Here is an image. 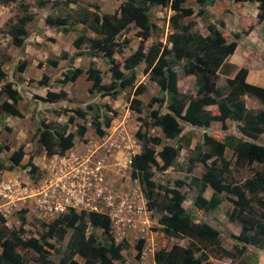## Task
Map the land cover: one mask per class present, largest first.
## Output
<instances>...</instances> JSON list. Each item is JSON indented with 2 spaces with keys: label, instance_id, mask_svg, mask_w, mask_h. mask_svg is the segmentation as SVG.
<instances>
[{
  "label": "trees",
  "instance_id": "trees-1",
  "mask_svg": "<svg viewBox=\"0 0 264 264\" xmlns=\"http://www.w3.org/2000/svg\"><path fill=\"white\" fill-rule=\"evenodd\" d=\"M15 0H0L7 5ZM215 0H196L200 6L213 5ZM239 1V0H236ZM252 2L254 0H242ZM259 2L257 22L264 21V0ZM37 4L44 6L51 3V8L60 4L68 6L73 0H36ZM186 0H121L118 8L113 12H101L97 5L91 8H82L74 14L47 15L45 23L48 26L61 28L63 32L71 31L70 24H82L93 36L78 35L72 42L77 50L75 57L88 54L96 57L101 54L107 59L111 75L110 85L102 83L101 71L90 62L84 71L74 68L63 73L58 83L64 84L74 81L83 72L91 82L90 91L95 90L104 96L115 98L118 94L130 88L132 97L129 99V108L135 112H142L143 104L140 98L145 92V85H135V68L145 63L144 72L150 74L152 80L159 87V95L150 98L148 115L138 117L141 123L135 132L140 142V152L133 156L131 164V177L139 179L142 192L146 198L147 208L155 214L160 231L169 237L185 239L187 245L172 244L169 248H160L153 253L156 264H210V259L240 260L248 251V246L264 250V144L256 140L264 134V110L253 113L245 106L242 96L248 94L256 97L264 104V87L248 83L245 78L247 68H237L232 77H226L224 86H216L219 73L229 75L233 65L225 62L231 55L241 35H247L252 29L232 33L230 40L218 30L214 22H208V36L204 37L193 31L196 22L189 20L180 23L182 18L198 14L207 17L202 9L195 12L191 6H185ZM168 7L173 11L169 22L174 29L163 45L161 42L145 47V42L151 36L154 23L151 20L152 6ZM23 6V14L7 28L13 45L23 48L27 35V24L33 20V14L27 5ZM130 29H136L135 35L140 43L128 57L123 67L128 70L124 74L121 64L115 59V54L122 53L130 43L129 38L121 39V35ZM264 42V33L262 35ZM87 46V50H81ZM67 53L61 57L49 60L47 63L56 66L58 59H67ZM69 60H72L70 58ZM28 62L20 61L17 66L19 72H24ZM0 61V82L4 80L5 73ZM184 75L194 77L193 94L182 93L177 87V70ZM49 78L43 75L39 81L41 85L47 84ZM67 92L63 89L47 91L43 100L55 103L64 100ZM21 99L19 91L12 86L11 81H5L0 89V117H22L18 109ZM157 105L153 107L152 105ZM216 105L217 110L211 111L206 107ZM106 108V106H104ZM164 107V111L161 108ZM91 106L74 109L75 117L84 119ZM99 109H102L99 106ZM106 111L98 112L93 118L92 125L98 136L106 134L113 116ZM74 117H68V123ZM227 120L237 123L239 133L222 131V138H215L203 134L201 143L197 144L186 157V172L191 173L196 164H203L205 171L199 176H191L189 188L194 192L193 206L205 213L219 207L223 198L230 203L227 216L230 221L240 224V231L231 234L234 244L231 249L221 245V231L207 221L196 220V215L187 211L183 202L187 199L181 190L184 182L177 180L173 187L156 184L153 180L152 166L164 172L171 167L183 145H172L164 142L181 139L186 125L190 127L208 128L212 122H220L226 130ZM0 119V125H1ZM158 127L162 133L152 135L151 131ZM39 134L41 147L47 156L53 154L64 155L74 146L75 136L82 137L86 128L78 125L76 134L67 131V124L52 126V123L39 122L36 130ZM160 146L156 151L155 147ZM7 145L0 144V151L7 149ZM226 148L232 150L233 159L224 156ZM24 153L21 149L12 152L10 161L18 166ZM161 160L158 164L157 158ZM252 164L259 167L250 168ZM0 161V169H5ZM34 169V165L32 167ZM248 169L250 175L243 180L235 179L233 173ZM208 186L213 190L210 198L204 196ZM223 194L225 195L223 197ZM24 213V211H22ZM25 217L21 215L18 229H10L5 225L6 220L0 215V264H30L29 259L18 250L19 247L29 249L36 254V264H117L124 257L122 251L128 247L126 239L117 243L111 233L110 218L94 211H81L76 213L73 209L67 210L54 220L45 223L44 229L23 237L27 232L24 229ZM40 220L36 219V223ZM89 227L91 228L90 230ZM95 229L102 230L103 241L99 240ZM60 244V245H59ZM143 240L135 246L139 256ZM48 248H51L49 250ZM76 256L82 261H78ZM243 264H258L245 262Z\"/></svg>",
  "mask_w": 264,
  "mask_h": 264
},
{
  "label": "rangeland",
  "instance_id": "rangeland-1",
  "mask_svg": "<svg viewBox=\"0 0 264 264\" xmlns=\"http://www.w3.org/2000/svg\"><path fill=\"white\" fill-rule=\"evenodd\" d=\"M120 2L121 0H73L68 6L60 4L54 9L51 8V3L40 6L36 0H15L7 5L0 2V61L3 62L2 68L5 73L4 80L0 82V89L5 81L12 82L13 88L17 89L21 95L17 106L23 115L22 117H0L2 120L0 125V144L8 146L7 149L0 151V161L6 167L5 169H0V183L1 181H5L4 183L11 185L12 189L18 190L19 187L27 189L26 192L17 193V195L25 194L21 197L22 200L17 198L16 193L14 194L13 201L0 197V215H4L3 217L6 220L5 225L10 229H18L21 224L20 217L21 215L24 216L26 219L24 229L27 230L23 234L25 238L30 234H35L38 230L42 231L44 224L51 221L49 218H41L38 216L39 214L36 215L37 211L34 209L35 202L33 200V195L44 185V181L48 175V166L52 163V160H55V155L47 156L41 147L39 134L36 131L41 120H44L45 123H52V126L67 124V131L74 132L75 134L78 125L84 126L86 128L84 136H75L74 146L63 157L84 156L83 158L86 159L91 154V151H95V155L104 161V181H106L107 186L111 190L117 193H126L137 186L142 189L139 179L130 177V167L119 168L116 166V163H122L128 155V152L126 153L124 148L117 147L116 145H120L121 142L131 144L134 141L140 147V142L135 141V132L141 125L138 117L145 118L148 115L150 98L159 95L158 85L152 80L150 74L144 72V63L135 68V85L143 83L146 89L140 95L143 110L138 113L129 108V99L132 97V90L130 88H127L115 98L104 96L95 90L90 91L91 82L87 80L86 72H83L74 81L64 84L58 83V80L63 78V73H68V71L78 67L85 71L90 62L93 61L95 67L101 71L102 83L108 87L111 81L109 65L107 59L101 54L96 57H91L88 54L75 57L77 50L72 45L73 40L83 33L87 36L94 35L84 25L79 23L70 24L71 31L63 32L61 28L48 26L45 23L47 15H73L75 11L82 8H91L93 5H97L101 12H113L118 8ZM216 4L211 15L219 20L218 24L222 30L224 28L228 30H224V37L227 40L231 39L232 33L244 31L250 25L256 26V28L252 27L253 29H251L252 31L258 29L256 35L252 37L253 40H248L246 35H241L239 39L240 44L235 54H237L236 59L241 60L240 62L245 63L248 61L249 67L261 65L264 62V45L261 44L260 38H262V33H264V23L254 22L253 24L251 22L253 19V21H256V16L252 17L253 11L257 7L256 2L217 0ZM22 5L29 7V11L33 14V20L27 24V35L24 46L23 48H19L13 45L11 37L7 34V28L16 21L18 16L23 14ZM185 6H191L195 11L200 10L196 0H186ZM172 14L173 11L168 7L156 5L151 7V20L154 23V27L151 36L144 44L145 47L157 42H161L163 45L166 43L167 36L174 31L169 22V17ZM187 19L195 21L196 25L192 30L203 35L207 34V24L212 20L211 17H203L196 14L191 17L182 18L180 23L183 24ZM135 32L136 29H130L121 35V39L129 38L130 43L122 53L115 54V59L121 64L124 74H128V70L123 67L125 58L136 50L140 43V38L135 35ZM81 50L86 51L87 46H83ZM63 53H67L68 58L65 60L58 59L56 66L47 63L49 60L61 57ZM70 58L72 60H69ZM22 60H26L28 64L25 71L21 73L17 70V66ZM253 71L264 77V70L257 71L253 69ZM177 72L179 91L193 94L194 78L182 74L179 69ZM43 75H47L49 78L48 83L45 85H41L39 82ZM225 82L226 76L219 73L216 86L222 87L225 85ZM60 89L67 92V97L64 100L55 103L43 100L47 91L58 92ZM242 98L246 101L249 109L257 110L263 107L260 105L261 102L253 96L246 94ZM256 104H259V106ZM87 106H91V108L84 119L74 116V109L77 107L85 108ZM99 106L102 109H99ZM152 106L156 107L157 105L154 104ZM164 109V107L161 108L162 111ZM99 111L102 113L106 111V114L109 116L112 115V111L116 112L110 127L106 128L104 136H98L92 125L93 118ZM69 116L74 117L72 123H68ZM226 123V130L222 128L219 122H213L208 130L190 127L194 131H189L188 129L189 133H183L181 139L164 142L172 145L179 143L189 146V141L191 140V145L180 149L174 164L164 172L159 171L153 165L152 180L156 184L170 187H173L177 180H182L184 185L181 190L187 196L183 205L187 211L195 214L196 220L207 221L212 226L218 228L221 231V245L226 249H231L234 241L230 238V235L239 232L240 224L237 221H230L228 219L227 212L230 211V203L226 198H223L219 207L208 213L193 206L192 200L195 194L189 188L190 177H199L205 171V166L203 164H196L193 171L189 174L186 172L187 162L185 161L194 147L201 143L203 133L206 130L210 134L214 133L213 135L215 136H218L222 131L226 132L228 130L232 133H239L235 121L227 120ZM184 131H186V128H184ZM216 132L219 133L216 134ZM151 134L162 135L158 127H154ZM220 136L222 138V133ZM256 141L264 144V134L260 135ZM19 149L23 151L24 156L21 163L18 166H14L9 157H11L12 152ZM155 149L159 151L160 146H156ZM224 156L226 159L232 160V150L226 148ZM156 158L158 164H161L160 158ZM32 165H34V169L31 168ZM253 166L254 168L259 167V165L252 164L250 168H253ZM233 175L235 179L243 180L246 176L250 175V171L245 168L239 172H234ZM212 194L213 190L208 186L204 192V196L210 198ZM23 210H26V212L22 213ZM150 216V221L144 231H128L124 237L128 243V247L122 251L124 260L122 262L117 261V264H155L153 260L154 251L163 247L169 248L174 243L180 245L188 244V241L185 239L180 240L162 233L155 214L151 213ZM36 219H39L40 222L36 223ZM94 232L98 239L103 241L102 230L95 229ZM112 233L118 237L115 232ZM139 240H143V246L139 256L136 257L138 251L135 246ZM48 249L52 251L51 248ZM18 250L28 257L30 264H36V254L33 251L21 247ZM244 255L242 259L234 261L227 258L221 260L211 258L210 264H243L255 261L258 264H264V251L256 247L249 246L247 253ZM76 259L82 261L78 256H76Z\"/></svg>",
  "mask_w": 264,
  "mask_h": 264
},
{
  "label": "built area",
  "instance_id": "built-area-1",
  "mask_svg": "<svg viewBox=\"0 0 264 264\" xmlns=\"http://www.w3.org/2000/svg\"><path fill=\"white\" fill-rule=\"evenodd\" d=\"M117 147L125 149L128 155L119 168L129 167L137 145L121 142ZM84 157V156H83ZM82 156L55 155L48 166V175L44 185L34 195V209L41 218L54 219L69 209L76 213L94 211L110 218L116 241L122 240L128 231L133 230L147 213L145 199L138 187L126 193L111 190L104 181V161L91 151L88 158ZM0 183V197L13 201L14 194L26 192V188L12 189L11 185Z\"/></svg>",
  "mask_w": 264,
  "mask_h": 264
},
{
  "label": "crops",
  "instance_id": "crops-1",
  "mask_svg": "<svg viewBox=\"0 0 264 264\" xmlns=\"http://www.w3.org/2000/svg\"><path fill=\"white\" fill-rule=\"evenodd\" d=\"M216 2H217V0H215L214 1V3H213V5H207V6H205V7H203V6H200L198 3V5H199V7H200V9H202L203 11H205L206 12V14H207V16L210 18L211 17V21L212 22H214L215 24H216V26L218 27V30L222 33V35H224V30H226V31H228L227 29H225L224 28V30H222V28L219 26V24H218V19H216V18H214V16H212L211 14H213V9H214V7L217 5L216 4ZM244 2H248V3H253V2H256V4H257V7H256V10H254L253 11V15H252V17L255 15L256 17V21H251L253 24H254V22H257V15H258V12H259V9H258V6H259V2L258 1H256V0H254V1H252V2H249V1H244ZM195 10V9H194ZM195 12H197V10L195 11ZM189 20H192V19H187L184 23H186L187 21H189ZM257 23H261V22H257ZM262 23H264V21H262ZM196 25V24H195ZM253 27V26H252ZM253 28H256V26H254ZM252 28V29H253ZM207 29V28H206ZM246 30H248V28L246 29ZM239 32V31H238ZM258 32V29H256L255 31H249V33L246 35L247 36V38H248V40H253V36L254 35H256V33ZM199 33V32H198ZM263 34V33H262ZM202 36H204V37H206V36H208V30H207V34H201ZM245 36V37H246ZM250 38V39H249ZM260 41H261V44H263L264 45V42H263V39L262 38H260ZM240 43H239V40H238V44H237V46H236V48H235V50H234V52L231 54V55H229L227 58H226V60H225V62H228V63H230V64H232L233 65V70H232V72L229 74V75H225L226 77H232V75L231 74H233V72L237 69V68H239V67H245V68H247V70H248V72H247V75H246V78H245V80L248 82V83H251V84H254V85H257V86H262V87H264V77H262L261 75H258L255 71H253V69H255V70H257V71H260V70H264V62H262V64L261 65H258V66H255V67H249L248 66V61L247 62H245V63H242V62H240L241 60H239V59H236V55L237 54H235L236 53V51H237V47H238V45H239ZM235 54V55H234ZM145 64V63H144ZM140 66V65H139ZM138 67V66H137ZM146 74H148V73H146ZM186 76H192V75H186ZM193 77V76H192ZM194 78V77H193ZM177 82H178V80H177ZM226 83V82H225ZM193 85H194V83H193ZM178 87V86H177ZM179 90V89H178ZM181 92V91H180ZM183 93V92H182ZM245 95V94H244ZM254 97V96H253ZM256 98V97H255ZM257 99V98H256ZM245 102V106H246V108L248 109V110H251L253 113H257V112H259V111H263L264 110V104H260V105H262L263 107L262 108H260V109H257V110H252V109H249L248 108V106H247V103H246V101H244ZM254 104V103H253ZM257 106H259V104H256ZM213 106V107H212ZM207 109H209V110H211V111H215V110H217V107H216V105H209V106H207L206 107ZM228 121H230V120H228ZM213 123V122H212ZM211 123V124H212ZM225 124H227V123H225ZM211 126V125H210ZM210 126L208 127V128H205V129H209L210 128ZM185 128H186V131H187V133H189V131H191V130H193V129H190V126L189 125H186L185 126ZM191 128H194V127H191ZM188 129H189V131H188ZM205 131L204 133H206V134H209V135H211V136H213V137H215V138H219L218 136H215V135H213L214 133H209L208 131ZM194 131V130H193ZM238 131V130H237ZM231 132V131H230ZM219 132H216V134H218ZM232 133V132H231ZM236 134V133H235ZM262 135V134H261ZM260 136V135H259ZM191 145V140L189 141V146ZM185 145H183V147L181 148V149H184V148H186V147H189V146H185ZM140 148L141 147H139V149L137 148V150H139L138 152H140ZM190 153V152H189ZM130 175V177H131V173L129 174ZM132 178V177H131ZM134 179V178H133ZM138 188H139V186H137ZM140 189V188H139ZM140 192H141V194H142V196H143V198L146 200V198H145V196H144V194H143V192H142V190L140 189ZM24 212H26V210H23ZM5 219V218H4ZM55 219V218H54ZM54 219H51V221L52 220H54ZM149 221H150V217H148L147 215H145L144 217H143V222L145 223V225H147L148 223H149ZM6 223V222H5ZM110 228H111V233L112 232H114L113 230H112V227L110 226ZM89 230V229H88ZM113 234V233H112ZM113 237H114V239H115V241H116V236L113 234ZM122 240H119V241H116L117 243H119V242H121ZM260 250V249H259ZM262 251H264V250H262ZM155 252V251H154ZM153 252V253H154ZM247 253V252H246ZM156 264V263H155Z\"/></svg>",
  "mask_w": 264,
  "mask_h": 264
},
{
  "label": "clouds",
  "instance_id": "clouds-1",
  "mask_svg": "<svg viewBox=\"0 0 264 264\" xmlns=\"http://www.w3.org/2000/svg\"><path fill=\"white\" fill-rule=\"evenodd\" d=\"M177 74H178V72H177ZM183 74V73H182ZM246 95V94H245ZM231 121V120H230ZM220 123V122H219ZM226 123V122H225ZM237 130H238V128H237ZM239 132V131H238ZM204 134V133H203ZM209 135V134H208ZM137 139H135V141H136ZM138 141V140H137ZM136 145H137V148L139 149V145L136 143ZM141 149V148H140ZM139 150H137V152L134 154V155H136L137 153H139L138 152ZM66 154V153H65ZM64 154V155H65ZM53 155H58V154H53ZM64 155H62V156H64ZM133 155V156H134ZM52 156V155H51ZM133 156H132V158H133ZM131 164H132V159H131ZM131 164L129 165V167H130V173H131ZM121 193V192H120ZM145 204H146V200H145ZM146 209H147V213H145L144 214V216L145 215H147L148 217H151L150 215H151V213H152V211H150L148 208H147V204H146ZM91 212V211H90ZM80 213V212H79ZM4 216V215H3ZM143 216V217H144ZM57 218V217H56ZM141 226H142V228H141ZM145 227H146V225H145V223L143 222V218H142V220L141 221H139L138 223H137V225H136V227L133 229V230H139V231H144L145 230ZM133 230H130V231H133ZM240 231V230H239ZM239 233V232H238ZM233 234H235V233H233ZM237 234V233H236ZM124 239V238H123ZM122 239V240H123ZM233 246V245H232ZM249 247V246H248ZM252 247H254V246H252ZM232 248V247H231ZM157 251V250H156ZM258 263V262H257Z\"/></svg>",
  "mask_w": 264,
  "mask_h": 264
}]
</instances>
